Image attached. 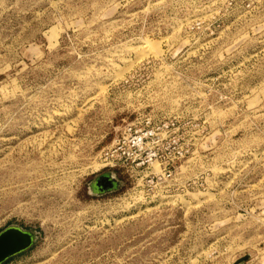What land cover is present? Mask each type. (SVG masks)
<instances>
[{"label":"rangeland","instance_id":"374dc122","mask_svg":"<svg viewBox=\"0 0 264 264\" xmlns=\"http://www.w3.org/2000/svg\"><path fill=\"white\" fill-rule=\"evenodd\" d=\"M132 123L148 162L107 166ZM10 226L4 264H264V0H0Z\"/></svg>","mask_w":264,"mask_h":264},{"label":"built area","instance_id":"2783aa9c","mask_svg":"<svg viewBox=\"0 0 264 264\" xmlns=\"http://www.w3.org/2000/svg\"><path fill=\"white\" fill-rule=\"evenodd\" d=\"M157 135L155 127L141 126L136 123L127 125L115 143L106 150L104 155L106 165L116 166L119 163L126 164L136 161L138 164L147 163V157L150 156L146 153L147 146Z\"/></svg>","mask_w":264,"mask_h":264},{"label":"water","instance_id":"95a60500","mask_svg":"<svg viewBox=\"0 0 264 264\" xmlns=\"http://www.w3.org/2000/svg\"><path fill=\"white\" fill-rule=\"evenodd\" d=\"M118 185V181L110 174L97 179L95 189L101 192L111 191ZM37 239L34 231L25 230L17 226H10L0 232V264L10 257L31 247Z\"/></svg>","mask_w":264,"mask_h":264},{"label":"trees","instance_id":"16d2710c","mask_svg":"<svg viewBox=\"0 0 264 264\" xmlns=\"http://www.w3.org/2000/svg\"><path fill=\"white\" fill-rule=\"evenodd\" d=\"M11 258H12V257H10L9 259H7L4 263L8 262ZM4 263H2V264H4Z\"/></svg>","mask_w":264,"mask_h":264}]
</instances>
